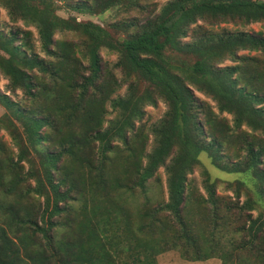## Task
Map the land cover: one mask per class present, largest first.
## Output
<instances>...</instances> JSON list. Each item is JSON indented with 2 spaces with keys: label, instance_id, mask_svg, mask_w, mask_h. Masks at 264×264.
<instances>
[{
  "label": "trees",
  "instance_id": "obj_1",
  "mask_svg": "<svg viewBox=\"0 0 264 264\" xmlns=\"http://www.w3.org/2000/svg\"><path fill=\"white\" fill-rule=\"evenodd\" d=\"M56 1L0 0L9 20L32 26L39 42L37 52L31 31L0 29V73L7 81L5 91H0L5 109L0 128L13 141H24L16 160H0V193L6 198L0 213L7 218V227L0 225V264H124V254L130 256L129 264H155V256L186 248L199 253L196 261L207 260L213 255H206L201 244H212L206 235L213 237L215 230L233 237L242 231L247 235L232 251L246 249L249 255L241 260L220 252L221 264H264V216L253 219L249 214L256 202L246 198L239 206L238 212L248 215L233 229L239 217L223 207L233 200L225 197L227 203L217 194L210 174L202 172L203 193L187 178L200 165V155L206 154L213 167L251 175L259 193L264 191V72L258 58L238 56L241 51L264 56V35L213 32L197 25L264 22V0H169L158 11L151 0L75 3L79 14L114 8L144 12L139 24L132 20L113 25L114 32L127 33L123 40L92 21L58 16ZM58 33H74L81 42L54 39ZM190 34L191 40L184 42ZM101 50L117 55L112 69L103 63ZM227 60L236 64L221 67ZM113 70L122 73L124 96L113 97L120 87ZM140 84L145 85L141 92ZM18 92L21 98L16 100ZM195 92L211 98L217 114ZM158 100L166 105V113L150 129L154 146L145 154L135 122L145 106L153 107ZM32 152L39 157L41 173L32 171ZM117 159L126 164L128 177L110 175ZM22 161L29 165L27 173ZM161 167L168 193L163 209L182 234L144 238L142 244L140 239L117 243L108 227L116 225L114 231H120L121 217L126 226L129 218L121 213L109 223L101 216L102 205L108 201L119 206L123 195L132 196L137 189L145 196L148 181ZM30 180L34 185L27 187ZM237 185L246 186L241 179ZM238 187L231 190L237 201L242 193ZM112 190L117 194L111 198ZM74 202L81 205L80 217L73 212ZM192 205L198 216L194 220L188 218ZM140 216L145 223L139 230L153 235L155 216ZM158 225L170 229L163 222ZM109 232L114 235L111 240Z\"/></svg>",
  "mask_w": 264,
  "mask_h": 264
},
{
  "label": "rangeland",
  "instance_id": "obj_2",
  "mask_svg": "<svg viewBox=\"0 0 264 264\" xmlns=\"http://www.w3.org/2000/svg\"><path fill=\"white\" fill-rule=\"evenodd\" d=\"M169 0H151L153 2V5L156 6V11L160 9V7L166 3ZM81 0H57L55 4L57 5V11L56 14L64 19L73 17L76 18L77 21H92L94 23H97L101 26H104L106 29H108L114 37H117L120 40H123L126 36V32L123 30L122 32H114L113 25L120 23V22H129L131 23L132 20H135V23L139 24V20L141 19L142 14L139 12H136L134 10H126V12L122 11V8H114L107 10L106 12L102 14H79L75 10V6L80 3ZM94 9H97L94 7ZM136 25V24H135ZM197 25L203 26L211 29L213 32H220L222 30L228 31V32H248V33H258L261 32L264 35V22L249 24V25H243L238 21L233 22H199ZM16 27H19L26 31H31L34 35V38L37 40L36 31L32 26H26L23 22L17 21L12 22L9 20V17L7 15V12L5 9H3L0 5V29L2 31H10L15 29ZM193 28V27H192ZM132 31L136 29V27L131 28ZM130 29V32H131ZM81 37L79 35H76L74 33H58L55 35L54 39L57 40H69L72 41L75 44H78L81 42ZM191 40V34L188 38L184 39V42ZM39 42L36 41V51L39 52ZM100 56L102 58L103 63L109 68L112 69L114 64L117 61V55L114 53H111L106 50L100 51ZM238 56H250L255 57L259 59V70L261 72H264V56H261L260 53L257 52H248V51H241L238 53ZM236 63L233 61H225L221 67L224 66H233ZM114 78L117 79V81L120 84L119 89L115 93L113 97L116 96H124L127 92V85L122 84L123 76L122 73L119 70H113ZM108 76L104 75V79H106ZM7 84L6 79L3 78L2 74L0 73V91H5V86ZM145 85L140 84V92L144 89ZM18 96L14 97V99L19 100L21 98V93H17ZM195 96L202 102L209 104L212 109L214 110V113L217 114V110L215 107V103L209 98L208 96L202 94V93H196ZM143 115L142 117L135 122V129L139 130L141 129L142 134L141 139L145 146V154H148L154 146L153 143V137L150 134V129L153 125L158 123L165 115L166 113V105L161 101L158 100L156 105L151 106H145L143 108ZM5 113V109H3L0 106V116ZM229 121L231 117L229 115H224ZM108 119L112 118V115H108ZM23 137V135L21 134ZM0 142L3 147V152L0 154V160L2 161L6 156H13L14 159L18 158L19 149H22L24 147V141L18 140L13 141L12 138L7 134V132L0 128ZM18 143L20 146H18ZM45 146V145H44ZM29 157L34 162V169L32 171L41 173V168L39 164V157L36 152H32L29 154ZM201 163L200 165L194 169L193 173L189 175L187 178L188 180L192 181V185H194V190L197 192L203 193V180L204 176L202 173L203 171H207L212 180L216 182V192L218 195L223 197L225 201L228 203L227 199L225 197L231 198L233 200L232 203H228L225 206H229L230 208L227 210L229 213H233L235 217H239L237 222L233 224V229L236 225H241L244 223L245 216L248 215V213L245 211H239V206L246 200V198L254 200L256 205L254 206L256 210L250 212L252 218L255 219L260 214L264 216V191L261 190L258 186L254 185V181L252 179L251 175H245L242 176L239 174H228L221 172L217 168L213 167L207 158L206 154L200 155ZM227 161V160H226ZM145 163V158L143 159V164ZM24 167V173H27L29 170V165L25 161H22L20 163ZM96 166V165H93ZM126 164L123 163L122 159H117L112 162V166L109 169V173L111 176H120V177H128V171L125 170ZM125 170V172H124ZM75 175L79 174L78 168H73L72 170ZM166 174L164 167H161L158 169L156 174L148 181L147 183V189L145 196L140 194L139 190H134L132 192V196H130L129 192L126 193V195H123L121 199L117 202L119 206H115L108 201L102 205V211L101 216L104 219H108L109 223L111 222V219H114L116 217H120V214L125 213L129 218V224L126 226L123 217H121V223L118 224L119 226V234L118 231H114L113 227L114 225H110L109 230H111L117 238V243H138V240L140 239V243L142 244V239H150V237L154 238L155 240H159L163 236H173V235H181L182 231L180 230L179 225L174 221L171 214L164 211L163 207L164 204L168 201V193L166 188ZM243 180L245 182L246 186H240L237 185V180ZM26 186L31 187L34 185V181L30 180L26 184ZM27 186V187H28ZM239 188L241 190V197L237 201L234 198L233 192L231 191L233 188ZM117 193H115L113 190L110 193V197H114ZM233 197V198H232ZM145 199L148 201L146 202ZM6 198L3 196V194L0 193V204L5 203ZM80 204L77 202H74V213L75 216H79L80 212ZM196 206L192 205L191 207H188L189 215H192L188 217L189 219H196L197 213H196ZM225 213L226 210L223 209ZM152 214L155 216V227L152 228L153 235H145L146 231L141 232L139 230V227L145 223V219L140 216V214ZM228 214V213H227ZM182 216L184 219L187 218V212L184 210L182 211ZM80 217V216H79ZM163 222L164 224H167L170 229H165L159 226L158 224H161ZM0 225L3 227H7V218L2 213H0ZM203 226L199 227V231H201ZM245 229V227H242ZM178 230L177 233L173 234V230ZM109 232L107 234V237H114L113 233ZM112 233V234H111ZM241 235L238 236H227L222 235L218 230L214 231L213 237L212 235H206L211 238L212 244H206V246H203L201 244V249L206 252V255H213L211 258H208L207 260H200L196 261L194 257H196L198 252L195 253L194 249L186 248V250H168L164 253H161L157 256H155V264H221V260L217 257L218 254L221 252L224 253H233L236 256H239V259L246 258L249 253L246 249H243L242 251H232V249L238 248L242 242H245L247 240V235L242 231L240 232ZM221 236V237H220ZM201 241V238L199 239ZM202 242V241H201ZM210 242V243H211ZM109 246V245H108ZM213 248V251L211 252L209 249ZM243 248V247H241ZM256 249H253V251ZM232 251V252H229ZM203 252V251H201ZM254 259V257H253ZM121 260L124 264H129L131 261V258L128 254H124L121 256Z\"/></svg>",
  "mask_w": 264,
  "mask_h": 264
}]
</instances>
